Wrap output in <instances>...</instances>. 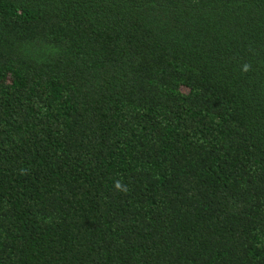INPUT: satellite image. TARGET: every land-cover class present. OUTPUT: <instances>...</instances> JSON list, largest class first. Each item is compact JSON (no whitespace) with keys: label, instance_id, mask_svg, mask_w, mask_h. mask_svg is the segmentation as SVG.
Returning <instances> with one entry per match:
<instances>
[{"label":"trees","instance_id":"trees-1","mask_svg":"<svg viewBox=\"0 0 264 264\" xmlns=\"http://www.w3.org/2000/svg\"><path fill=\"white\" fill-rule=\"evenodd\" d=\"M0 264H264V0H0Z\"/></svg>","mask_w":264,"mask_h":264},{"label":"clouds","instance_id":"clouds-1","mask_svg":"<svg viewBox=\"0 0 264 264\" xmlns=\"http://www.w3.org/2000/svg\"><path fill=\"white\" fill-rule=\"evenodd\" d=\"M244 70H245V71L248 70V66H247V65H245ZM116 188H117L118 190H121V191H127V188H126V187H122L121 184H120L119 182H117V184H116Z\"/></svg>","mask_w":264,"mask_h":264}]
</instances>
